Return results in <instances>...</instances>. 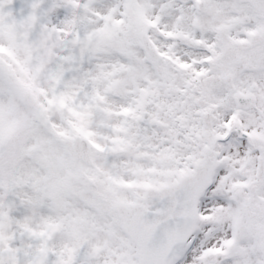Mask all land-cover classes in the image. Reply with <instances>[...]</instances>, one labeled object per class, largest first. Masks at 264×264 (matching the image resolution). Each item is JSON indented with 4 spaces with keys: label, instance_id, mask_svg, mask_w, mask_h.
Segmentation results:
<instances>
[{
    "label": "snow or ice",
    "instance_id": "obj_1",
    "mask_svg": "<svg viewBox=\"0 0 264 264\" xmlns=\"http://www.w3.org/2000/svg\"><path fill=\"white\" fill-rule=\"evenodd\" d=\"M0 264H264V0H0Z\"/></svg>",
    "mask_w": 264,
    "mask_h": 264
}]
</instances>
